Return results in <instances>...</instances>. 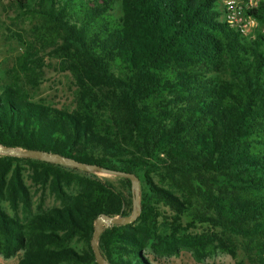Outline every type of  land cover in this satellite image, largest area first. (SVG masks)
Returning <instances> with one entry per match:
<instances>
[{
    "label": "trees",
    "instance_id": "1",
    "mask_svg": "<svg viewBox=\"0 0 264 264\" xmlns=\"http://www.w3.org/2000/svg\"><path fill=\"white\" fill-rule=\"evenodd\" d=\"M14 2L36 25L0 87V146L137 178L139 213L102 230L103 260L151 264L148 255L184 251L196 263L225 254L264 264V33L247 39L226 25L221 0ZM247 16L264 26V4ZM46 49L72 80L70 110L17 85H38ZM23 166L55 206L40 197L32 207ZM131 197L123 178L0 156V258L95 264V220L128 217Z\"/></svg>",
    "mask_w": 264,
    "mask_h": 264
},
{
    "label": "rangeland",
    "instance_id": "2",
    "mask_svg": "<svg viewBox=\"0 0 264 264\" xmlns=\"http://www.w3.org/2000/svg\"><path fill=\"white\" fill-rule=\"evenodd\" d=\"M14 0H0V87L11 82L8 71L12 66L13 60L18 56L22 47L19 40L30 38V31L36 25V20L31 16H16ZM254 33H264V26L257 24ZM19 39H17V37ZM49 49L39 54L41 59L38 85L30 88L21 78L17 85L27 93L28 98L33 102H42L45 105L57 109H72V94L74 87L72 80L67 72H60L57 67V59L49 53ZM23 179L28 186L32 196V207L35 208L39 198H43V209L55 206L52 198L44 193L36 192L34 187H30L27 174L28 170L23 166ZM113 184H116V178L112 176H101ZM6 208V207H5ZM19 254L3 260L0 258V264H16ZM241 258V255L238 256ZM151 264H234V261L225 254H215L196 263L192 260L189 253L180 251L176 256L162 258L156 262L152 261L151 256H147Z\"/></svg>",
    "mask_w": 264,
    "mask_h": 264
},
{
    "label": "water",
    "instance_id": "3",
    "mask_svg": "<svg viewBox=\"0 0 264 264\" xmlns=\"http://www.w3.org/2000/svg\"><path fill=\"white\" fill-rule=\"evenodd\" d=\"M0 156H9V157H16V158H26L32 160H39L46 163L66 166L75 168L84 172L93 173L98 176H112V177H119L126 179L130 184V191H131V213L128 217H107L104 215L99 216L94 222V229L92 236L89 241V246L91 252L93 254V258L95 264H107L103 258L101 257L98 248H97V239L102 230L110 225H118V224H130L134 222L136 216L139 213V189H138V180L133 174L123 173L119 171H110L103 168H100L95 165H86L77 163L71 159L63 158L57 154H49L45 152L39 151H22L18 149H12L7 147L0 146Z\"/></svg>",
    "mask_w": 264,
    "mask_h": 264
},
{
    "label": "built area",
    "instance_id": "4",
    "mask_svg": "<svg viewBox=\"0 0 264 264\" xmlns=\"http://www.w3.org/2000/svg\"><path fill=\"white\" fill-rule=\"evenodd\" d=\"M221 4L225 24L241 36L252 39L258 22L247 16V12L264 4V0H221Z\"/></svg>",
    "mask_w": 264,
    "mask_h": 264
}]
</instances>
